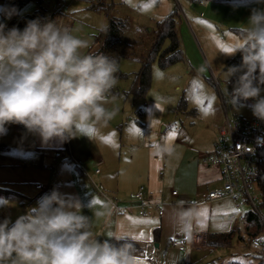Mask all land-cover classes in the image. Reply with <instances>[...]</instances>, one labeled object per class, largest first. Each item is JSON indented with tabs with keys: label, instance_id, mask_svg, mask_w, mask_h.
<instances>
[{
	"label": "clouds",
	"instance_id": "9594fccd",
	"mask_svg": "<svg viewBox=\"0 0 264 264\" xmlns=\"http://www.w3.org/2000/svg\"><path fill=\"white\" fill-rule=\"evenodd\" d=\"M2 11L6 19L18 14L14 8ZM89 47L57 19L36 17L22 29L0 22V135L7 134V125H22L48 147L107 124L115 115L107 104L119 63L103 52L84 51ZM226 47L224 55L242 56L226 71L230 103L236 110L250 108L264 121V8H252ZM84 207L54 188L14 221L7 215L0 219V264H136L134 244L119 232L99 239ZM189 216L180 212L181 223Z\"/></svg>",
	"mask_w": 264,
	"mask_h": 264
},
{
	"label": "crops",
	"instance_id": "0c3cea01",
	"mask_svg": "<svg viewBox=\"0 0 264 264\" xmlns=\"http://www.w3.org/2000/svg\"><path fill=\"white\" fill-rule=\"evenodd\" d=\"M182 1L187 17L190 16L191 19L187 18L188 23L183 24L179 14L178 30L181 39L183 38L189 48L191 46L196 48V45L191 33L189 36V28L186 25L191 27L194 33L195 25L201 33L203 44L208 47L207 39L210 35L204 30H212L214 26L218 28L220 25L224 27L223 33L227 29L229 33L236 34L234 28L242 29L246 25L252 8H264V2L257 3V0ZM195 36L197 37L196 33ZM211 36L213 38L215 36L213 31ZM200 37H197V40L199 38L200 41ZM93 46L96 48V45ZM148 93L149 91L141 98H146ZM220 93L226 115V98L222 92ZM118 94L120 95V92ZM124 94L125 102L129 96L139 98L127 90ZM160 106L154 119L147 117L146 131L141 135L143 139L129 135L124 144L123 138L120 137L122 143L118 150L114 148L113 142L108 143L105 140L109 138L106 130H103L100 143L95 140L94 132L97 127L95 126L89 136L83 135V139L76 143L69 141L65 148L66 154L42 151L31 158H34V161L30 159L27 163L30 161L39 163L44 170L51 171L47 185L41 188L38 183L36 189H45L49 193L55 188L63 194L77 198L85 206L83 213L92 217L93 231L99 239L108 238V232L124 234L134 244L136 261H140L141 264H199L206 254L217 248L208 245L209 234L233 231L232 240L237 234L243 239V230L248 235L247 223L240 222L239 217L246 215L249 207L242 206L248 210L240 213L242 207H238L231 198L205 200L203 192L223 183L220 168L209 165L201 167L197 153L200 152L198 148L201 151L205 150L206 146L203 144L191 146L189 142L181 140L175 131L166 135L152 132V126L162 120L164 110L163 106ZM178 108L185 114L194 112L192 109L188 110V104L184 99H181ZM140 113L138 110V115ZM135 121L136 124L142 125L139 119ZM117 127L121 128L120 125ZM141 141L143 152L139 151ZM45 162L53 164L51 165L53 168H45ZM72 163L75 165L72 166ZM97 169H100V172L97 173ZM97 185L104 186V191L99 190ZM140 186L145 187L146 203L150 202L145 207V214L139 213L140 203L132 197ZM39 190L32 193L24 187L17 192L25 200L19 203L26 207L25 213L30 207L36 206L37 201L43 196ZM173 191H177V195H174ZM117 207L120 211H117ZM160 209L163 210L162 215L159 214ZM180 212L190 213L185 222L187 226L181 223ZM96 213L101 215L96 216ZM5 216V211L0 212V219ZM11 219L14 221L16 218ZM141 233L144 234L143 239H134ZM199 236H204L201 244L195 241Z\"/></svg>",
	"mask_w": 264,
	"mask_h": 264
},
{
	"label": "rangeland",
	"instance_id": "374dc122",
	"mask_svg": "<svg viewBox=\"0 0 264 264\" xmlns=\"http://www.w3.org/2000/svg\"><path fill=\"white\" fill-rule=\"evenodd\" d=\"M3 2L4 0H0V9ZM57 2L58 0H45L44 3L51 10L57 5ZM59 4L61 9L58 16L59 23L68 26L74 35L88 41L90 47L84 51L89 53L95 51L93 46L96 45L95 34L98 30L108 26L110 17H117L126 21L118 48L121 56L119 69L128 76L118 77L117 86L113 89L107 104V107L115 110V115L107 124L97 125L94 134L98 143H100L103 130L109 133V138L105 140L108 143L113 142L116 150L120 148V143H122L120 137L123 138L124 144L129 135L143 139L141 135L146 131L147 117L154 119L161 108L160 105H162L164 110L161 116L162 120L159 124L152 126V132L157 135H166L175 131L181 140L189 142L191 146L200 144L206 146L204 151L198 148L200 152L197 153L201 160V167L204 168L208 165L204 164L203 160L215 150L219 132L226 125V115L222 107L220 92L226 98L225 109L228 113L242 115L247 119L254 117L250 108L245 106L236 110L230 103L229 92L232 90V82L230 85L227 84L226 71L230 66L239 65L242 56L240 53L234 56H226L222 53L221 45L227 46L236 34L229 33L227 29L223 33L224 27L220 25L218 28L214 26L212 30H204L210 35L207 39L208 47L203 44L200 37L201 33L195 25L193 27L197 37H200V41L199 38L197 40L191 27L186 26L189 28V36L191 33L196 48L193 46L189 48L183 38L181 39L178 30L185 60L166 68H161L158 60L153 62L152 82L148 96L146 98L129 96L125 102L124 91H129L134 73L140 70L141 61L148 56L154 46L158 22L175 9L180 12L183 24L188 23L187 18L188 20L191 19L190 16L187 17L182 0H63L62 2L60 0ZM38 8L39 4L31 1L21 8L20 13L22 15L29 14ZM0 22L9 24V21L2 18L1 14ZM211 31L215 33L214 38L211 36ZM163 45L164 47L169 45L168 39ZM114 92H120V95ZM181 99L187 102L188 110H194L193 113L185 114L182 109L178 108ZM252 102L249 100L246 103L251 104ZM209 106H211L210 111L205 114L204 109ZM138 110L141 112L139 115ZM136 119H139L142 125L136 124ZM118 125L121 128H118ZM7 128V134L0 135V203L10 201L11 206L0 208V212L5 211L6 215L17 218L25 214L26 208L19 204L25 200L17 192L27 187L29 191L35 193L39 190L36 189L37 184L46 186L51 174V171L44 170L39 163L31 162L34 161V158H31L42 151L64 155L66 154V144L69 141L78 142L83 139V135L62 144L56 142L51 146L43 147L39 143V138L28 135L22 125L11 124L7 125ZM93 128L90 130L91 132H93ZM138 141L140 142V140ZM143 149V142L141 141L139 151L143 152ZM30 159L31 161L27 163ZM45 164L53 165L50 162H45ZM74 165L75 163H72V166ZM209 166L217 165L211 164ZM39 191L43 193L42 195L48 193L45 189ZM247 210V207H242L240 213ZM242 236L243 239L238 234L235 235L230 246L217 247L213 252L206 254L199 264H217L219 262L226 264L231 261L255 263L257 251L251 244V237L244 230Z\"/></svg>",
	"mask_w": 264,
	"mask_h": 264
},
{
	"label": "built area",
	"instance_id": "2783aa9c",
	"mask_svg": "<svg viewBox=\"0 0 264 264\" xmlns=\"http://www.w3.org/2000/svg\"><path fill=\"white\" fill-rule=\"evenodd\" d=\"M227 84L231 82L227 81ZM263 150L264 121L256 117L247 119L242 115L230 114L226 111V125L219 132L215 150L203 160L207 165L213 164L220 168L223 183L203 192L202 195L206 201L231 198L238 207L248 205L249 211L257 215L264 227V192L259 183L264 175ZM45 168L53 167L45 165ZM96 172H100V169ZM97 186L99 190H103L102 185ZM39 187L42 188L43 184ZM172 193L177 195V191ZM132 197L140 203L139 213L145 214V207L150 203H146L145 187L140 186ZM117 211H120V208L117 207ZM159 214H163L162 209L159 210ZM239 221L248 224L244 214L239 217ZM203 238L204 236H199L195 241L201 244ZM251 244L255 250L264 253V230L256 236H251Z\"/></svg>",
	"mask_w": 264,
	"mask_h": 264
},
{
	"label": "trees",
	"instance_id": "16d2710c",
	"mask_svg": "<svg viewBox=\"0 0 264 264\" xmlns=\"http://www.w3.org/2000/svg\"><path fill=\"white\" fill-rule=\"evenodd\" d=\"M34 1L39 4V8L32 13L22 15L20 10L23 6L29 2ZM63 0H61L62 2ZM45 0H4L0 14L2 18L6 19L3 14L4 8H14L18 14L13 15L11 19H7L9 28L13 25L23 28L27 20L35 19L36 17L49 18L52 20L57 19L58 22L60 9V0H58L57 5L53 9L47 8L45 5ZM102 4L101 2H99ZM99 5V4H98ZM179 12L178 10H173L167 17L158 22L156 30V39L154 46L151 49L147 57L141 61L140 70L134 73V79L130 90L128 93L132 94L135 97H144L150 89L152 82V64L158 60L160 67L166 68L172 64H175L179 61H184L185 55L182 48L181 41L178 36V25H179ZM126 26V21L117 18L110 17L107 27L100 29L95 34L96 48L92 53L103 52L111 57H115L120 63L121 56L118 48V44L123 37L124 28ZM240 28H234L235 33L239 32ZM169 40V45L164 47L165 40ZM117 76L119 78L127 77L128 74L118 71ZM262 165L264 167V150L262 152ZM260 186L264 192V175L260 179ZM247 229L248 235L256 236L260 231L264 230L260 220L257 215L252 211H247ZM234 235L233 231L226 233H211L208 235L207 243L211 247H224L231 245V240ZM255 263L248 264H264V253L257 251L255 255ZM224 264V263H222ZM226 264H247L240 261H231Z\"/></svg>",
	"mask_w": 264,
	"mask_h": 264
},
{
	"label": "snow or ice",
	"instance_id": "6c2138e0",
	"mask_svg": "<svg viewBox=\"0 0 264 264\" xmlns=\"http://www.w3.org/2000/svg\"><path fill=\"white\" fill-rule=\"evenodd\" d=\"M221 47H222L223 50H225V51H230V49H228V48H227L226 46H224V45H221ZM201 102H202V101H201ZM210 108H211V106H209L208 108H205V109H204L205 114H207V112L210 111ZM173 136H174V134H173ZM233 211H238V210H237V209H233ZM204 212L206 213V210H204ZM141 223H153V222H152V221H141ZM143 237H144V234L141 233L139 237H134V239H143ZM136 264H141V262H140V261H136Z\"/></svg>",
	"mask_w": 264,
	"mask_h": 264
}]
</instances>
